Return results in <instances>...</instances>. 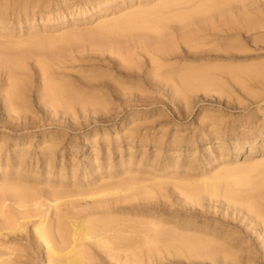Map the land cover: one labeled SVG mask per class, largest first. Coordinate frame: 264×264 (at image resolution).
<instances>
[{"label": "rangeland", "instance_id": "374dc122", "mask_svg": "<svg viewBox=\"0 0 264 264\" xmlns=\"http://www.w3.org/2000/svg\"><path fill=\"white\" fill-rule=\"evenodd\" d=\"M156 11L157 29L114 27ZM262 165L264 0H0V186L44 194L8 236L21 264H49L41 219L62 247L58 227L91 213L155 218L161 264H264ZM249 171L259 191L187 192ZM126 182L113 213L91 210L88 194Z\"/></svg>", "mask_w": 264, "mask_h": 264}, {"label": "bare ground", "instance_id": "6f19581e", "mask_svg": "<svg viewBox=\"0 0 264 264\" xmlns=\"http://www.w3.org/2000/svg\"><path fill=\"white\" fill-rule=\"evenodd\" d=\"M201 6L203 7V5ZM159 13L160 12L157 11L150 12L145 17H143L141 14V18L128 17L126 18V20L122 17V20H120V22H118L117 19H114L117 21L116 24H114V27L117 29V31H122V33L126 30L134 31L141 28L143 31V25L147 22L153 21L154 24L151 23V27L153 29H157L158 26H160V24L162 25L163 23L162 15L164 14H161L160 18ZM179 13L181 14L180 11ZM182 14H184V12ZM167 16L169 17L170 15ZM167 16H164V18ZM173 16L177 17V13ZM173 16L171 15L170 18ZM144 28L147 29L149 27ZM138 31L139 30H137V32ZM154 32L155 31L153 30V34ZM158 34H160V32ZM144 39L145 37L143 36L137 38V40L139 41H144ZM9 58L11 57L9 56ZM193 68L192 70H194ZM197 70L199 69L197 68ZM186 71V73L191 72L189 69ZM194 72L193 74H195ZM186 73L184 72L185 75ZM193 74L191 72V76ZM168 76L170 77L169 74ZM187 76L189 77V74ZM16 80L17 79L13 81L16 82ZM191 80L192 78L190 79V81ZM56 90L57 89H53L52 93H56ZM255 169L264 174V165H262L261 167L259 166V168L255 167ZM250 173L251 171L242 172L234 175L232 174L228 176L217 177L215 179L203 177L192 182V184L195 185L194 187H188L187 192L193 193L198 190L214 192L220 188V184L217 181L219 179H221L224 183L222 188L224 189L225 193L239 194L240 190L243 189L242 187L245 186L248 187L247 189L250 188L251 192L259 191L261 186L255 185ZM105 186L106 187L104 189L88 194L86 197L91 199L92 202L95 203V206L91 210L95 211V209H100V211L102 210L110 215L111 213H113L114 208L118 206H112L110 203H108L109 199L107 198L121 192L130 191L132 190V187H130L127 182L124 183V186L122 187L117 184H107ZM139 188L141 190H146L141 186ZM48 193L55 198V191H49ZM43 195L44 194L41 191H38V189L30 188L27 185H23L15 181H9L5 184L3 183V186H0V264L22 263V255L21 253H19L20 250L18 252V248L10 244L8 236L24 231V225L28 223L30 219L28 218L29 213L31 212L29 208L35 205L36 207H38L39 199L42 198ZM7 202H10V204H7ZM37 209H39V207ZM91 214L92 215H86V217L79 222L70 219L68 221V224L70 226V231L68 234L64 232V228H61L60 226L58 227V241L59 243L63 244L62 247H58L53 242L54 232L52 230V226L46 222L47 216L45 217V219H41L40 222L36 226H34V231L36 232L38 239L46 247L49 264H92L94 262V254H96V252L98 251H102L111 258L119 260L122 264H161V262L163 261L160 257L161 251L157 256L153 255L150 251V245L152 242H155L157 240V243L159 244V239L155 231L162 227L161 223L155 218L149 219L144 223H139L132 220V218L130 217H118L113 216V214L108 217H94L96 214ZM136 222L138 224L137 226L135 225ZM142 224L144 226V229H140V226H142ZM151 228L155 231L152 232ZM151 233L154 234L156 239L152 238ZM158 248H160V246Z\"/></svg>", "mask_w": 264, "mask_h": 264}]
</instances>
